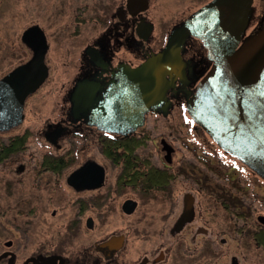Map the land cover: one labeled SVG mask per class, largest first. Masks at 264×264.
I'll return each instance as SVG.
<instances>
[{
    "label": "flooded vegetation",
    "instance_id": "flooded-vegetation-1",
    "mask_svg": "<svg viewBox=\"0 0 264 264\" xmlns=\"http://www.w3.org/2000/svg\"><path fill=\"white\" fill-rule=\"evenodd\" d=\"M96 3L59 34L68 41L58 59L71 77L41 110L35 101L50 76L49 36L41 22L15 36L1 20L0 0V27H7L0 70L17 59L0 79L31 58L21 40L28 27L37 25L48 46L47 77L25 97L20 122L0 129V264H264V179L186 108L213 64L202 42L190 36L183 44L184 65L166 76L173 80L166 108L145 111L141 125L131 109L126 75L160 52L188 16L152 47L149 0L143 11L135 0ZM263 25L264 0H252L244 35Z\"/></svg>",
    "mask_w": 264,
    "mask_h": 264
},
{
    "label": "water",
    "instance_id": "water-1",
    "mask_svg": "<svg viewBox=\"0 0 264 264\" xmlns=\"http://www.w3.org/2000/svg\"><path fill=\"white\" fill-rule=\"evenodd\" d=\"M135 1L140 4L138 11L147 8V0ZM251 14L252 0H210L174 26L163 49L126 77L134 90L131 109L141 125L145 111L167 107L165 91L173 80L166 76L184 65L180 51L186 39L200 40L213 64L186 108L220 148L264 179V25L245 36ZM150 30L151 25H146L144 37ZM21 40L32 55L0 79V129L20 122L25 97L48 73L42 30L28 27Z\"/></svg>",
    "mask_w": 264,
    "mask_h": 264
},
{
    "label": "rangeland",
    "instance_id": "rangeland-1",
    "mask_svg": "<svg viewBox=\"0 0 264 264\" xmlns=\"http://www.w3.org/2000/svg\"><path fill=\"white\" fill-rule=\"evenodd\" d=\"M97 1L98 0H24L25 16L21 25L19 22L18 24L15 23L17 20L16 14L17 9L19 8V0H2V8L5 10L4 14H2L4 19L1 16L0 17L1 20H4L5 22L8 20L9 28L1 26L0 30H5V28H7L9 31H12L11 29H13L14 35L18 37L23 27L31 22H41L42 26H44V31L47 36H49L48 43L50 44V51L47 56V62L50 66V76L46 81V84H44L39 90V99L35 101L39 109L47 110L50 108V104L53 98H55V95L59 92L60 87L71 77V70L62 68L61 63L59 62L60 59H58V55H61V48H64L66 41H68L61 40L62 37H59V34H66L73 28V18L77 13L81 12V8L87 5L90 9L97 4ZM113 1L114 0H104L105 4ZM209 1L210 0H149L147 17L154 25L152 33L153 41L151 43L152 47H156L158 42H160L161 36L173 23L186 18ZM33 2L37 3L35 8ZM255 7L257 8L256 10L259 11L262 8V4H255ZM90 10L88 11L89 14L91 13ZM36 11L39 12L38 17L35 15ZM88 26L90 27L89 30H91L92 22H89ZM16 32L17 34H15ZM12 34L13 33L10 35ZM89 34H92V32L89 31ZM2 35L3 34H0V36ZM11 37L14 42V36ZM1 39L2 38H0V40ZM15 43H13L15 46L14 50H17L19 45H16ZM15 61H17L16 58L9 63V66L1 69L0 75L8 70L10 65ZM58 78L60 81L62 80L61 85L54 88ZM31 105L29 106V110ZM234 166L236 167L237 165ZM236 168L239 169L240 167L237 166Z\"/></svg>",
    "mask_w": 264,
    "mask_h": 264
}]
</instances>
